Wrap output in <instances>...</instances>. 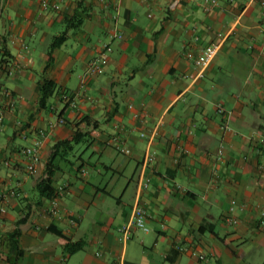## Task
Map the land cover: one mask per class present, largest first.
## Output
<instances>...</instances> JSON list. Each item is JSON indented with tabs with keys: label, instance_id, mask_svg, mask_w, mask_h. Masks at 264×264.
I'll return each instance as SVG.
<instances>
[{
	"label": "crops",
	"instance_id": "obj_1",
	"mask_svg": "<svg viewBox=\"0 0 264 264\" xmlns=\"http://www.w3.org/2000/svg\"><path fill=\"white\" fill-rule=\"evenodd\" d=\"M80 2L0 0V264H264V0ZM106 46L104 73L88 75ZM77 129L89 138L61 163L54 215L38 185ZM136 205L149 231L125 242Z\"/></svg>",
	"mask_w": 264,
	"mask_h": 264
},
{
	"label": "trees",
	"instance_id": "obj_2",
	"mask_svg": "<svg viewBox=\"0 0 264 264\" xmlns=\"http://www.w3.org/2000/svg\"><path fill=\"white\" fill-rule=\"evenodd\" d=\"M82 1L79 3V8H82ZM84 19L80 16H75L73 18L67 19L68 29L59 36H56L51 44V49L59 48L68 40L69 32L71 30H76L81 27ZM54 85L52 81L45 78L40 80V100L39 104L41 108H46L49 99L53 95ZM89 138L88 133L82 132L77 129L72 138L67 140H60L54 144L52 147L51 155L46 166V178L41 181L38 185L41 196L46 199L53 200L57 198L58 191L55 188L58 176L57 173L63 170L61 163L74 166L75 162L72 161L74 157L73 152L77 145L86 141ZM18 233L12 235V248L13 251H18L20 254L22 251L18 248V242L14 239ZM82 249L81 244H69L67 250L69 253H75Z\"/></svg>",
	"mask_w": 264,
	"mask_h": 264
},
{
	"label": "built area",
	"instance_id": "obj_3",
	"mask_svg": "<svg viewBox=\"0 0 264 264\" xmlns=\"http://www.w3.org/2000/svg\"><path fill=\"white\" fill-rule=\"evenodd\" d=\"M45 7L47 6L46 3L43 4ZM106 53L99 59L92 61L88 68H87V74L88 75H101L104 73L105 67L108 65V60H109V53L112 52V48L110 46H106ZM219 51V47L218 45H210L208 47H206L205 49H203V51L195 56L194 58V63L195 66L197 67V69H199V78H203L204 76V71L211 65L212 61L215 59V57L217 56V53ZM189 57H192V55H189ZM4 96L7 98L8 102H7V106L13 108L15 106V100L13 99L12 95L9 92H5ZM3 116H4V110H2V108H0V122L3 121ZM61 123H64V121L62 120ZM142 137H145L146 134L142 133L141 134ZM41 144L38 142L36 143L34 146L31 147H27L24 150V154L25 157L27 159V171L30 174L35 173L36 171V167L37 165L40 163L41 158H40V153H39V149H40ZM127 153H130L129 150H127ZM151 157H147L146 161H145V165L149 164V162H151ZM85 170L82 171V174L85 175ZM52 213L54 215H59L61 212V208L57 202V199H53L52 200ZM5 209V202H4V198L2 196H0V211H4ZM263 217V221L262 224L264 225V212L262 214ZM226 221L229 224H233V225H238L239 224V220L238 219H234V218H230L228 217L226 219ZM133 227H137L139 229H142L146 232L149 231L147 225H146V212L145 210L140 207L139 205H136L134 210H133V217L131 219V221L129 222V224H127L126 226H124L122 228V233H123V238L124 241L127 242L128 240H130L131 235H132V228ZM200 259H204L203 256H199Z\"/></svg>",
	"mask_w": 264,
	"mask_h": 264
}]
</instances>
